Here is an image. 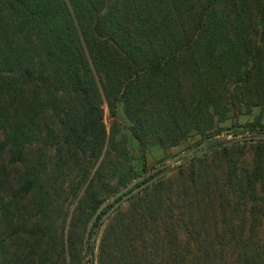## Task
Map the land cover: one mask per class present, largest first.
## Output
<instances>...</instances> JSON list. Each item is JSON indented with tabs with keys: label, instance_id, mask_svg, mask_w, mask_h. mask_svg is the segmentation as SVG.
<instances>
[{
	"label": "trees",
	"instance_id": "obj_1",
	"mask_svg": "<svg viewBox=\"0 0 264 264\" xmlns=\"http://www.w3.org/2000/svg\"><path fill=\"white\" fill-rule=\"evenodd\" d=\"M262 116L264 0H0V264H82L139 177L128 137L141 170L148 145L206 153L95 237L108 203L91 264H264V141L227 144Z\"/></svg>",
	"mask_w": 264,
	"mask_h": 264
},
{
	"label": "rangeland",
	"instance_id": "obj_2",
	"mask_svg": "<svg viewBox=\"0 0 264 264\" xmlns=\"http://www.w3.org/2000/svg\"><path fill=\"white\" fill-rule=\"evenodd\" d=\"M102 109H103L102 121H103V124H104L106 131H108L109 126L111 124V118L108 117L105 105H102ZM257 115H258V110L253 109L249 115H244V114L236 115V117L234 118L232 123H234V125L240 129L243 126L250 124ZM116 117H117V121L121 125L122 131L124 133H127L126 128L128 127V123L124 120V118L121 114L120 106H118L116 109ZM260 125L264 126V116L261 117ZM227 129H229V121L220 125L221 131L219 132L217 137L225 138L226 140L231 139L232 136L230 134H228L229 132H227ZM195 141H196V138H190L186 142L185 146L189 147V149L191 150V149L195 148V146L193 145V143ZM127 146H128L129 152L132 156V164L134 166L135 171L137 172V174L139 176L145 175L151 169L157 168L161 164L167 162L173 155L182 152L181 148L162 150V149H160L154 145H148V147L146 148V150L144 152V165H143V169L141 170L140 169L141 166L139 163V157H138L137 145L130 137L127 138ZM72 206H68L69 211L71 210ZM100 229L98 228V230L96 231L95 237L97 236V234L99 236ZM92 252H93V250L91 249V246L86 245V251L83 252L82 264H91L90 261L92 260V255H91ZM88 253H90V257H87ZM92 263H93V261H92Z\"/></svg>",
	"mask_w": 264,
	"mask_h": 264
},
{
	"label": "water",
	"instance_id": "obj_3",
	"mask_svg": "<svg viewBox=\"0 0 264 264\" xmlns=\"http://www.w3.org/2000/svg\"><path fill=\"white\" fill-rule=\"evenodd\" d=\"M256 141H264V134H259V135H250V136H245V137H239L236 138L230 142H228L227 144H233V143H237V142H256ZM198 149H201L200 152H194V150H189L185 153H178L173 155L167 162L161 164L160 166H158L157 168H153L151 169L148 173H146L145 175H141L139 176L136 180L132 181L131 183H129L123 190L117 192L114 197L110 198L107 202L101 204L96 211L94 212V214L92 215L85 233H84V243H83V252L86 251V245H88L89 242H93L94 241V235H92L89 238V231L93 226L94 221L96 220L97 215L99 214V212L107 206L108 203H111L114 198L118 197L121 195V193H125L118 202H116L97 222V225L95 227V232L98 230L99 226L101 225V223L103 221L106 220V218H108L110 216V214L117 208V206L120 203H123L124 201H126L127 199H129L130 197H132L133 195L139 193L141 190H143L145 187L149 186L153 181L154 178L148 179L147 181H145L144 183H142L141 185H138L137 187L131 189L129 192H127L128 189H130L131 187H133L135 184H137L140 181H143L145 178H148L149 176L154 175L158 170H162L165 169L167 167H169L172 163L178 161L179 159H183L186 158L187 161L191 160L193 157H201L202 155H204L206 153V145L202 142L197 146ZM127 192V193H126ZM87 257H90V253L87 254Z\"/></svg>",
	"mask_w": 264,
	"mask_h": 264
},
{
	"label": "flooded vegetation",
	"instance_id": "obj_4",
	"mask_svg": "<svg viewBox=\"0 0 264 264\" xmlns=\"http://www.w3.org/2000/svg\"><path fill=\"white\" fill-rule=\"evenodd\" d=\"M192 150L196 151V150H197V148L195 147V148H193Z\"/></svg>",
	"mask_w": 264,
	"mask_h": 264
}]
</instances>
